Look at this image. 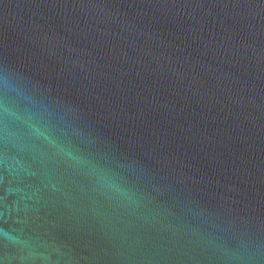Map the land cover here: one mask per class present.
Returning a JSON list of instances; mask_svg holds the SVG:
<instances>
[{
	"label": "water",
	"instance_id": "95a60500",
	"mask_svg": "<svg viewBox=\"0 0 264 264\" xmlns=\"http://www.w3.org/2000/svg\"><path fill=\"white\" fill-rule=\"evenodd\" d=\"M0 264H264V0H0Z\"/></svg>",
	"mask_w": 264,
	"mask_h": 264
}]
</instances>
